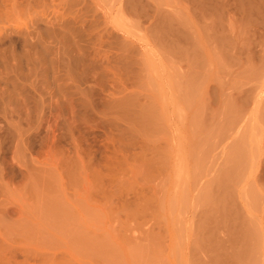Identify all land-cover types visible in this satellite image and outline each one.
Returning a JSON list of instances; mask_svg holds the SVG:
<instances>
[{
    "label": "rangeland",
    "instance_id": "1",
    "mask_svg": "<svg viewBox=\"0 0 264 264\" xmlns=\"http://www.w3.org/2000/svg\"><path fill=\"white\" fill-rule=\"evenodd\" d=\"M0 264H264V0H0Z\"/></svg>",
    "mask_w": 264,
    "mask_h": 264
}]
</instances>
